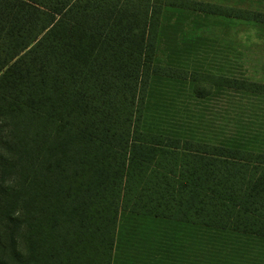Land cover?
I'll use <instances>...</instances> for the list:
<instances>
[{
    "label": "trees",
    "instance_id": "16d2710c",
    "mask_svg": "<svg viewBox=\"0 0 264 264\" xmlns=\"http://www.w3.org/2000/svg\"><path fill=\"white\" fill-rule=\"evenodd\" d=\"M186 12L264 23L204 0H0L12 264H264V82Z\"/></svg>",
    "mask_w": 264,
    "mask_h": 264
},
{
    "label": "rangeland",
    "instance_id": "374dc122",
    "mask_svg": "<svg viewBox=\"0 0 264 264\" xmlns=\"http://www.w3.org/2000/svg\"><path fill=\"white\" fill-rule=\"evenodd\" d=\"M217 3H224L233 6L259 10L264 13V0H204ZM187 26L185 31L189 34H200L219 40L222 44L234 47L236 55L243 63L246 75L255 80L264 82V23L255 21L241 20L224 16L208 14L207 16L199 13L186 12ZM5 161L0 162V181H4L0 186V196L6 198L5 188L2 186L12 176L10 168L6 167ZM2 205L5 202L1 203ZM6 207H0V215L4 213ZM0 264H12V246L10 243V232L7 229L8 218L0 220ZM20 232L17 238L19 247L24 248V233Z\"/></svg>",
    "mask_w": 264,
    "mask_h": 264
}]
</instances>
